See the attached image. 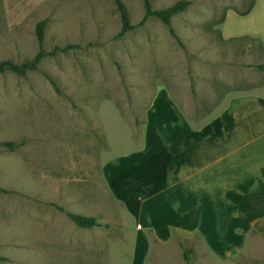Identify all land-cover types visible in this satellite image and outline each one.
Returning <instances> with one entry per match:
<instances>
[{
	"label": "rangeland",
	"instance_id": "1",
	"mask_svg": "<svg viewBox=\"0 0 264 264\" xmlns=\"http://www.w3.org/2000/svg\"><path fill=\"white\" fill-rule=\"evenodd\" d=\"M178 1L150 0L153 9ZM187 1L171 17L183 48L158 18L141 22L143 0H122L133 26L122 37L113 0H0V60L32 59L40 49L36 24L46 20V55L37 69L0 73V264H23L20 255L42 259L35 251L52 246L58 264H73L74 257L83 264H264L262 215L251 214L259 221L238 235L236 248L230 243V227L241 229L244 220L230 216L226 176L195 188L175 212L197 226L204 242L172 231L162 244L149 232L144 241L101 177L106 163L134 151L157 94L204 123L228 97L264 93V71L246 66L264 63L260 41L222 39L223 29L235 35L258 28L264 0L246 18L239 13L258 0ZM67 213L100 226L79 227Z\"/></svg>",
	"mask_w": 264,
	"mask_h": 264
},
{
	"label": "crops",
	"instance_id": "2",
	"mask_svg": "<svg viewBox=\"0 0 264 264\" xmlns=\"http://www.w3.org/2000/svg\"><path fill=\"white\" fill-rule=\"evenodd\" d=\"M261 1L254 3L249 13L240 17L252 15ZM222 32V39L226 40L255 37L264 52V21L261 19L258 28L235 35L226 34L224 29ZM244 94H236L239 99L235 102L228 97L224 109L204 123L184 116L171 98L166 96L165 100H160V93L157 94L147 105L134 151L116 157L115 164L106 163L102 167L105 186L116 203L132 217L135 230L144 241L149 238L146 236L149 232L152 235L150 240L166 243L167 238L171 239L172 231H176L198 235L204 242L203 233L197 226L192 222L184 223L187 216L178 217L175 212L187 197L189 200L195 196V188L208 180L214 181L218 176L228 178L225 187L230 186V192H226L230 216L244 220L241 229L230 227L233 247L239 242L238 235L249 234L254 223L259 221L255 216L250 217L251 214L262 215L260 219L264 217L261 204L264 203V93ZM248 108H255L252 117L247 116ZM193 122L199 123L193 125ZM254 186L258 188L255 192L251 190ZM190 202L198 201L192 199ZM252 203L255 205L251 206ZM162 211L170 216L166 213L168 217H161ZM246 218L254 221L248 219L246 223ZM54 250L56 246L48 249L49 253L35 251L36 257L40 253L42 259L31 258L33 264H58L59 257L52 253ZM19 258L23 264L31 260L23 259L21 255ZM72 262L85 263L76 257Z\"/></svg>",
	"mask_w": 264,
	"mask_h": 264
},
{
	"label": "trees",
	"instance_id": "3",
	"mask_svg": "<svg viewBox=\"0 0 264 264\" xmlns=\"http://www.w3.org/2000/svg\"><path fill=\"white\" fill-rule=\"evenodd\" d=\"M113 2L119 12L120 21H121V27L117 33V37H122L127 31L133 29V26L129 22L128 12L122 0H113ZM143 4H144V15L141 22L143 23V21H145L148 17L151 16L158 18L164 25L168 27V31L170 35L177 41L179 45H181L184 48L179 37L176 35L174 29L171 27V17L185 10L186 7L190 4V2L187 0H180L174 3L173 5H170L162 9H153L150 0H143ZM253 5L254 3L251 6H249L245 11L239 14L246 15L247 13H249ZM45 24H46V20L44 19L39 21L35 27V35L40 48L38 53L32 59L26 60L19 64L13 63L8 59L0 60V73H3L5 71H11L15 74L23 76L27 72L37 69L38 63L40 62L42 57L46 55V53L42 50L43 29L45 27ZM61 50L64 51L65 48H62ZM246 66L251 68H256L260 71H264V63L257 65H246ZM50 83L54 85L52 80H50ZM7 145L11 146V144H7ZM0 191L3 190L0 189ZM67 215L79 227L91 228L95 226H100V224H98L96 222V219L93 217H85L71 213H67ZM188 252H190V250H188Z\"/></svg>",
	"mask_w": 264,
	"mask_h": 264
}]
</instances>
